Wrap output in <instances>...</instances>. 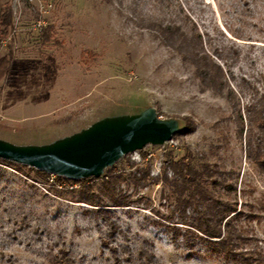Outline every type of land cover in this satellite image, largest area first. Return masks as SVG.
Wrapping results in <instances>:
<instances>
[{"label": "rangeland", "instance_id": "1", "mask_svg": "<svg viewBox=\"0 0 264 264\" xmlns=\"http://www.w3.org/2000/svg\"><path fill=\"white\" fill-rule=\"evenodd\" d=\"M8 2L16 32L0 47L12 59L0 82V147L46 156L148 127L171 138H116L47 172L0 158V264H264V173L238 121L264 96V0H0V9ZM168 25L200 33L224 70L222 92L170 46ZM170 158L210 165L202 183L236 206L231 235L208 239L192 226L208 204L176 202L163 178H175ZM137 168L150 169L145 186L105 190L109 170Z\"/></svg>", "mask_w": 264, "mask_h": 264}, {"label": "trees", "instance_id": "2", "mask_svg": "<svg viewBox=\"0 0 264 264\" xmlns=\"http://www.w3.org/2000/svg\"><path fill=\"white\" fill-rule=\"evenodd\" d=\"M13 16L12 5L8 2L0 9V41L7 38L14 28ZM50 28H46L43 32V39L45 41L50 37ZM162 30L170 46L181 54L183 60L189 61L194 65L195 72L202 83L214 91L222 92L225 82L224 70L205 52L200 33H192L189 36L188 32L178 25H168L163 27ZM11 60V50L8 54L0 57V82L10 72ZM247 111L248 115L244 116L242 110H238L239 132L240 135H245L247 138L246 154L248 158L264 173V96L257 103L250 104ZM246 121L252 127L245 134ZM254 126L257 127V131H254ZM186 128L184 127L180 131L187 130ZM167 163L168 168L173 171L175 178L171 179L167 174L163 178L172 187L174 194H176V202L190 207L208 204L206 210L209 211V215L206 214L204 219L195 218L196 221L192 223V226L208 239L221 238L223 240L227 232L231 235V225L227 217L230 212L236 210V206L233 207L231 204L218 201L202 183L206 178L212 176L210 165L208 163L195 164L192 158L187 160L170 158L167 160ZM25 165L34 167L40 172L48 171L30 164ZM150 176V169L146 168H137L129 177H126L122 173L115 174L113 169H111L106 174V179L103 183L108 184L105 188L107 192L115 194L119 182L130 180L136 187L145 186V182ZM60 181L62 180L60 179ZM112 200L116 205H126V201L114 200L113 196ZM218 203L224 204L226 207L220 208L217 205Z\"/></svg>", "mask_w": 264, "mask_h": 264}, {"label": "water", "instance_id": "3", "mask_svg": "<svg viewBox=\"0 0 264 264\" xmlns=\"http://www.w3.org/2000/svg\"><path fill=\"white\" fill-rule=\"evenodd\" d=\"M157 135L158 138H171V133L169 131H165L161 128L157 127H148L142 128L139 130H131V131H121L118 133H114L109 136L100 137V136H91L81 142L73 144L71 146L65 147L63 149L57 150L55 152L50 153L49 155L43 156L36 152L30 151H18L0 147V157L13 160L20 161L25 164H30L38 168H43L46 170H55L51 164L57 162L58 160L73 154L87 152L92 150L105 142L114 140L120 137H132V136H140V135ZM38 157V158H36Z\"/></svg>", "mask_w": 264, "mask_h": 264}, {"label": "built area", "instance_id": "4", "mask_svg": "<svg viewBox=\"0 0 264 264\" xmlns=\"http://www.w3.org/2000/svg\"><path fill=\"white\" fill-rule=\"evenodd\" d=\"M49 6H52V3L49 4ZM46 26V22L42 19H38L36 20V22L34 23L33 28L38 30V31H42V29ZM16 32V29L13 28L11 33L9 34V36L5 39H2L0 41V47H5L7 45V42L12 38V35Z\"/></svg>", "mask_w": 264, "mask_h": 264}]
</instances>
